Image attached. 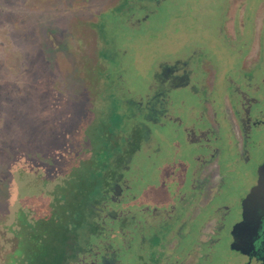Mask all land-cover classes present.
Instances as JSON below:
<instances>
[{
    "label": "rangeland",
    "instance_id": "374dc122",
    "mask_svg": "<svg viewBox=\"0 0 264 264\" xmlns=\"http://www.w3.org/2000/svg\"><path fill=\"white\" fill-rule=\"evenodd\" d=\"M112 1L0 0V246H4L0 264L15 250L17 235L28 233L33 217L28 211L34 209L35 217L42 215L44 197L49 194L56 195L49 219L32 225L31 235L10 264H23L30 258L31 264H51L74 235L72 230L83 226V218L92 212V195L102 182L96 158L110 144L107 133L115 126L128 125L123 114L129 115L132 109L125 111L123 101L129 103L130 97L138 100L161 63H174L194 50L208 54L223 78L213 94L222 111V90L227 88L224 80L242 63L239 50L242 57L245 51L240 46L232 57L225 35L220 33L228 0H170L162 4L145 0L129 18L105 10L102 16L95 14L94 9L102 12ZM259 1L252 0L254 4ZM250 18L245 19L240 42L248 50L258 42L264 66V17L258 22ZM98 51H104L108 60L101 68L96 65ZM107 78L121 80L119 84L130 92L124 97L112 95ZM184 97L189 105L197 103L191 93ZM133 132L139 138L137 131ZM161 133L162 141L172 143L170 130ZM175 149L167 147L165 153L174 158ZM257 153L260 159L264 145ZM104 155L99 156L101 160ZM253 167L240 169L242 180L253 183ZM157 176L150 172L146 181L158 186ZM141 190H134L138 197L132 206L163 200V185L144 191L143 199L139 198ZM262 204L260 201L258 206ZM260 210L246 215L244 226L230 233L234 250L251 253L259 235ZM17 223L19 228H12ZM77 242L74 239L69 246ZM227 244H222L210 264H246L247 259Z\"/></svg>",
    "mask_w": 264,
    "mask_h": 264
},
{
    "label": "flooded vegetation",
    "instance_id": "af4514ba",
    "mask_svg": "<svg viewBox=\"0 0 264 264\" xmlns=\"http://www.w3.org/2000/svg\"><path fill=\"white\" fill-rule=\"evenodd\" d=\"M156 1L162 4L170 0ZM142 2L145 0H113L102 12H94L98 17L105 10L129 18L131 11L143 6ZM253 2L228 0L221 17L220 33L225 35L230 55L233 57L240 46L246 51L242 57L239 50L238 55L244 59L224 80L227 88L222 90V111L213 99L217 82L223 79L219 68L208 54L195 50L174 63H161L152 71L144 94L136 101L131 97L129 103L123 101L121 107L132 111L123 114L128 125L113 127L107 133L110 144L97 154L96 165H101L97 175L102 182L92 195V212L83 218V226L72 230L74 235L65 242V248H58L51 264H210L225 242L232 252L247 259L246 264H263L264 249L259 248L258 239L264 233V153L257 158L264 145L263 49H257L256 42L248 50L240 42L245 19L252 17L258 22L264 17V0ZM97 53L96 65L101 68L100 64L108 60L104 51ZM106 80L112 95L124 97L130 92L119 84L121 80ZM186 92L197 103L189 105ZM167 130L171 137H166L172 138V143L162 141L161 131ZM170 146L176 148V158L165 153ZM104 153L101 160L99 156ZM182 156L185 158L178 159ZM249 167L256 171L253 183L238 175L241 168ZM150 172L158 173V186L146 181ZM162 185L163 200L159 204L132 206L138 197L134 195L136 188L142 189L139 198L143 199L144 191L158 190ZM244 186L248 188L243 190ZM246 197L249 200L245 202ZM44 199L43 205L39 203L42 215L35 217L34 209L28 211L33 216L27 215L28 224L34 227L36 221L49 219L48 211L55 206L56 195ZM260 201L262 207L258 206ZM259 209L263 215L258 239L251 253L245 255L230 245V233L244 226L246 215ZM32 225L25 236L17 235L13 257L7 256L3 263L11 262L16 252L18 255L21 243L31 235ZM74 239L78 242L69 246ZM23 264H31V258Z\"/></svg>",
    "mask_w": 264,
    "mask_h": 264
},
{
    "label": "water",
    "instance_id": "95a60500",
    "mask_svg": "<svg viewBox=\"0 0 264 264\" xmlns=\"http://www.w3.org/2000/svg\"><path fill=\"white\" fill-rule=\"evenodd\" d=\"M262 185V184H261ZM236 231V229H234L233 230V232H235ZM258 241H259V248L260 249H264V233H262V236L260 235V237H259V239H258ZM233 247H235V245L233 244L232 245ZM255 247V246H254ZM259 252H263V250L261 251V250H258ZM262 259V261H263V264H264V257H262L261 258Z\"/></svg>",
    "mask_w": 264,
    "mask_h": 264
},
{
    "label": "trees",
    "instance_id": "16d2710c",
    "mask_svg": "<svg viewBox=\"0 0 264 264\" xmlns=\"http://www.w3.org/2000/svg\"><path fill=\"white\" fill-rule=\"evenodd\" d=\"M37 201V199H35V202ZM23 210V209H22ZM4 248V246H2ZM13 254V252H11L10 254H8L9 256H11ZM4 256V254H1V257ZM13 257V256H11Z\"/></svg>",
    "mask_w": 264,
    "mask_h": 264
}]
</instances>
